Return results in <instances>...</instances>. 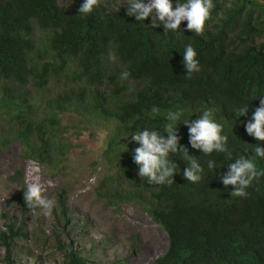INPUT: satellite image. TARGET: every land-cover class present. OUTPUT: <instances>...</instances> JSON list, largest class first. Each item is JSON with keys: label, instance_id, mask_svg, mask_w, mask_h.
<instances>
[{"label": "trees", "instance_id": "1", "mask_svg": "<svg viewBox=\"0 0 264 264\" xmlns=\"http://www.w3.org/2000/svg\"><path fill=\"white\" fill-rule=\"evenodd\" d=\"M213 2L212 18L197 35L187 21L177 31H166L163 23L151 27V16L138 21L127 15V0H119V10L117 0H100L89 14L79 13L84 0H0V153L17 142L22 162L64 178L75 148L65 119L105 126L94 192L112 205H136L165 232L168 248L155 264H264V176L243 197L231 196L234 186L220 179L239 157L251 159L257 143L264 147L245 127L264 98V0ZM188 45L201 68L190 76L183 65ZM205 110L223 125L231 158L192 148L184 123ZM170 111L182 113L180 143L205 169L199 182L183 177V153L169 156L179 166L171 184H150L138 174L133 154L140 145L130 136L163 132ZM210 160L215 170L208 169ZM255 163L264 169V158ZM12 182L9 206L29 210L24 173ZM63 204L59 199L66 225ZM24 225L6 222L0 230L4 264L21 263ZM57 246L61 264H97L71 242Z\"/></svg>", "mask_w": 264, "mask_h": 264}, {"label": "rangeland", "instance_id": "2", "mask_svg": "<svg viewBox=\"0 0 264 264\" xmlns=\"http://www.w3.org/2000/svg\"><path fill=\"white\" fill-rule=\"evenodd\" d=\"M65 124L72 127L75 148L64 178L50 175L35 162H22L17 142L0 153V230H5L6 222L26 224L28 238L18 245L24 252L20 264H61L64 255L57 241L64 247L71 242L97 264H155L168 248L165 232L136 205H112L94 192L102 174L101 155L108 134L105 126L71 118L65 119ZM18 171L24 173L26 184L37 182L47 188L45 195L54 201L50 211L9 206L16 188L12 177ZM62 188L67 190L65 195L60 194ZM59 199L64 200L66 225ZM4 256L0 247V264H4Z\"/></svg>", "mask_w": 264, "mask_h": 264}, {"label": "clouds", "instance_id": "3", "mask_svg": "<svg viewBox=\"0 0 264 264\" xmlns=\"http://www.w3.org/2000/svg\"><path fill=\"white\" fill-rule=\"evenodd\" d=\"M100 0H84L79 8L80 14H89L95 7H98ZM119 0H117V7ZM127 15L135 16L138 21H145L151 16V27H158L163 23L166 31H177L182 22L187 21V30L197 35H202L206 29L208 21L212 18V10L215 7L213 0H177L174 5L172 0H127ZM119 10V7H118ZM197 52L188 45L183 51V65L190 76L194 72L201 70L199 61L196 58ZM114 59V57H112ZM129 73L124 71L121 79L126 80ZM153 113H158L159 109L153 107ZM248 112V108L243 110V115ZM182 113L179 111L169 112L167 120L169 123L164 127L163 132L156 130H142L131 135V139L140 146L134 149L133 160L139 166L138 174L142 179L152 184H171L174 175L179 167L173 160L169 159L172 154L183 153L187 168L183 171V177L190 182L196 183L203 178L204 167L197 160L196 156L189 153L187 147L180 143L181 137L178 135V125ZM189 128L190 144L192 148L202 150L203 154L211 155L213 152L227 153L231 158V152L227 149L228 136L223 135V125L216 122L211 110L203 111L198 119L185 122ZM247 133L259 142H264V98L260 99V106L254 111L252 120L246 125ZM247 151V150H246ZM264 158V147L257 143L251 159L241 156L233 163L229 164V171L220 177L222 183L227 188L234 186L230 195L235 197L247 196L246 189L254 181L264 176V169H258L255 158ZM209 170H215L214 161H208ZM47 188L37 182L27 183L24 192L27 207L33 212L37 207L50 211L54 206V201L49 199L45 193Z\"/></svg>", "mask_w": 264, "mask_h": 264}]
</instances>
